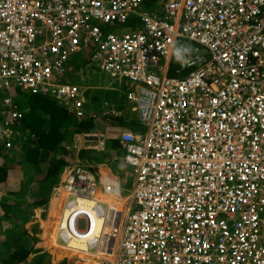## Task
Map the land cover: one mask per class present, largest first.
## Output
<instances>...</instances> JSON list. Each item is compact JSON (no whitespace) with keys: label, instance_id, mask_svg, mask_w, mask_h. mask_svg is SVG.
<instances>
[{"label":"built area","instance_id":"obj_1","mask_svg":"<svg viewBox=\"0 0 264 264\" xmlns=\"http://www.w3.org/2000/svg\"><path fill=\"white\" fill-rule=\"evenodd\" d=\"M81 50L129 81L146 132L119 137L126 194L78 158L62 170L56 237L81 244L71 263L264 264V0H0L5 148L24 114L11 89L95 115L64 77Z\"/></svg>","mask_w":264,"mask_h":264},{"label":"crops","instance_id":"obj_2","mask_svg":"<svg viewBox=\"0 0 264 264\" xmlns=\"http://www.w3.org/2000/svg\"><path fill=\"white\" fill-rule=\"evenodd\" d=\"M112 80L113 83L114 82L115 83L112 84V86L110 87L111 89L117 88L120 84V85H124L125 90H119L117 96H113L111 98L105 97L101 100H96L97 96L93 92L91 93V99L88 103L89 108H87L85 105L88 113L90 114L93 113L95 114L96 117L98 116V120L101 118L102 124L100 126L104 127L103 128L104 130H100V129L93 130V133H98L99 135L96 136L93 133H91L93 135L87 136V138L84 140L83 135H80V133H77L74 129H71V124H70L66 127H63V130L65 131V135L63 137L64 138L63 144H66V146L70 145L72 147L70 148V146H67V149L65 148L66 149L65 153L67 155H70L71 158L72 156L75 157L76 155H78L79 157L80 154L84 153L82 156H84L85 158L83 159L88 161L87 164L85 165L90 167V169L95 173L96 177L100 180V182H112L118 184L120 188L123 180L122 177L125 175V172L127 171L126 169L131 168L128 164H126L125 161H123L124 155L123 156L119 155V153H121L122 151L125 152V149L122 146H120L119 143L120 134L123 131H130L135 134L143 135L146 132V127L140 122L137 112L133 109L132 103L126 99V94L128 91L131 90L132 85L129 83V81L125 79H122L120 81L116 79H112ZM103 87L104 86L92 85L91 89L102 91ZM117 103L119 104L118 109H116ZM22 111L26 113V111L28 110H22ZM125 123H130V124L127 126L126 129L122 130L121 127L123 125H127ZM19 131H21V129H19ZM27 131L28 130L25 129V134H24L25 136H27V133H29V131L28 132ZM100 142H102V144H100ZM73 149L76 150L73 152ZM75 161L76 158L74 161H71L70 164L75 163ZM13 164L14 162L12 161V159L10 162L8 161L5 162V168H7V175L10 173L11 170L16 169L13 166ZM16 165L18 164L16 163ZM132 174H133V169L131 172V177H132L131 186L133 183ZM60 179H61V173L58 182L54 183L53 187L56 188L58 187L57 185L60 184L59 182ZM14 182L15 180L13 181V183ZM2 183L3 182L0 183V205L3 204V202L5 204L10 203L8 205L16 204L15 199H13V197H15L16 194L15 187L14 186L9 187L10 192L8 195L11 196L9 197L7 195L8 191L5 192L3 191L4 188L2 187ZM128 192H124V193L126 194ZM60 194L61 192H59L55 188H52L49 193L48 201L44 205V207L38 208L37 210L35 209L34 214L28 216V218L26 219L27 221L26 220L23 221L25 222V227L22 229V231L21 230L15 231L14 233L15 237H18V235L22 234L20 237H18L19 241L21 242V245L19 246L17 245V247L19 248L16 250L21 251L25 255V258L19 260L16 264H43L44 262L50 263L51 261L54 260H55L54 261L55 264H60L61 262H65V264H72L71 262L75 260L73 259V256L71 254H68L67 256L71 257L73 260H69V257H67L66 255H64L61 259L60 257H57V255H54L55 252H58V250L56 249L60 245L59 244L60 240L58 237H56L54 241L55 246L54 248H51L49 242L50 236L48 237L47 234L45 235V233L48 232L49 235H51L52 237L56 233V231L53 229V228L57 229V225L55 221L53 222V226L51 227H48V224H50V222L52 221V218L50 217V215L52 214L51 212L52 210L50 211V209L53 205H55V202L57 201ZM110 197L112 201H116L118 195L111 194ZM59 207L58 205L57 206L55 205V209L57 208V210H61V208ZM60 212L56 215V218L58 217L57 219H59L60 217L59 215ZM121 213L122 212L119 210L118 214ZM2 219H5V217H2L0 219V257H2V259L0 258L1 260H3V257L5 259V257L8 254L13 253V251L9 250L11 247L7 248V244L4 243L5 239L2 236V234H4L5 236L4 230L11 229L12 227L10 226V223L8 221H4ZM121 221L122 220H118V222ZM46 227L48 228L46 229ZM49 228H51V233L50 231H48ZM39 234H41L42 238L44 236L48 237V241L47 239L42 241ZM60 246L64 247L62 245ZM80 247L81 244L77 243V247H76L78 248L77 250H79ZM51 250L54 251V253ZM46 252L50 254L49 258L42 257V255ZM0 264H2V261H0Z\"/></svg>","mask_w":264,"mask_h":264},{"label":"trees","instance_id":"obj_3","mask_svg":"<svg viewBox=\"0 0 264 264\" xmlns=\"http://www.w3.org/2000/svg\"><path fill=\"white\" fill-rule=\"evenodd\" d=\"M148 1L151 3L156 0ZM70 62V66L67 68L66 72L67 75L71 74V70L76 67L82 68L86 66L85 61L73 59L72 56L70 58ZM175 64L176 62L173 61L171 63V68H173ZM76 77L72 78V80ZM31 95L32 97L30 99L32 103H35L34 110L36 111H26V113L23 114V117L20 120L21 131L27 128L30 134L26 136V140L22 139L23 134L17 135L15 138V142L19 144L20 149L23 152L21 154L22 161H17V163L20 162L19 165H21V168L23 167V173L26 174V177H28V175L31 173V167L36 168L34 171H36L37 174V186L34 189L32 187L33 191L30 193V196L37 197V200L33 202V205L37 206L45 205L47 203L50 190L53 188L54 183L58 182L60 173L62 172L64 167L66 165H69L71 161H74L75 157H78V155H76L75 157L72 156V158H68V155L65 153L66 144L64 148L62 147L64 141L63 137L65 135L63 127H66L71 124V129H74L77 133H80L82 130H90L94 128V126H92L93 123L89 118L86 120L78 121L75 119V117L68 115L66 109H64L63 106L58 105L48 95ZM34 96L39 97L35 98ZM41 96L50 97L51 101L42 100ZM118 108L119 104L117 103L116 109ZM16 150L17 147L14 149L4 148L3 141H0V156H3L4 158L3 162L0 164V183L6 181L8 177L7 168H5V162L8 160L9 162L11 161L10 158L12 156V153H16ZM83 154H80L82 159L85 158L84 156H82ZM15 203L20 206L19 209H21V211L24 210V213L26 212V207L29 206L28 202L25 199H16ZM11 208V205L5 204L3 202V204L0 205V209H4L6 213L0 216V219L2 217H5V219L9 220L10 223L12 222L13 224H18L15 221V217L12 218V216L7 214V212H9ZM17 211V213L16 211L14 212L16 214H19L20 211ZM24 218L25 219L21 220V223L25 221L28 217ZM4 231V243H6L7 246L10 245L16 248L13 253L8 254L5 259L3 257V260L0 259V261H2V264H16L19 260L24 259L25 255L21 251L16 250L19 248L16 245L19 239L14 236L15 228L6 229ZM61 258L62 257H60V259ZM43 264H45V262ZM60 264H65V262H61Z\"/></svg>","mask_w":264,"mask_h":264},{"label":"rangeland","instance_id":"obj_4","mask_svg":"<svg viewBox=\"0 0 264 264\" xmlns=\"http://www.w3.org/2000/svg\"><path fill=\"white\" fill-rule=\"evenodd\" d=\"M109 28V26H108ZM108 31H110V29H106ZM123 30V29H121ZM183 45L187 48L191 47V43L187 40H184L183 42ZM199 53H203V48L201 46H199ZM74 59L76 60H79V61H85L87 63L86 66L82 67V68H74L71 70V74L67 75V79L70 80L72 82H75L76 84L78 85H81L82 87L86 88V92H85V99H86V107L89 108V101L91 99V93L94 92V94L97 96L96 97V100H101L105 97L107 98H111L113 96H117L119 93V90H125V87L124 85H120L119 83V86L115 89H111L110 87L112 86L113 83V80L112 78H110L105 72H103L100 68H99V64L97 63H92L91 61V58H90V53L86 50H81L80 52L78 53H75L73 54L72 56ZM73 73V74H72ZM155 73H158V70L155 71ZM78 76V77H76ZM76 77L75 79L72 80V78ZM92 85H98V86H104L102 88V91H98V90H93L91 89V86ZM106 85V86H105ZM89 86V87H87ZM118 90V91H117ZM5 93H0V98H2L4 96ZM116 94V95H115ZM9 95L12 96V98L14 100H16L18 103V105L20 106V108L22 110H32V111H36L33 109V107L35 106V103H32L31 102V97L32 95L30 94V92L28 91H22L20 89H17V90H14V89H11L9 90ZM40 96V95H39ZM39 96H34L35 98H38ZM42 100H50L51 101V98L50 97H44V96H41ZM97 114V113H96ZM98 115V114H97ZM92 121V126H94V128H92L93 130H96V129H100V130H104L103 128L104 127H101L100 125L102 124L101 123V118L98 120V116L94 117L91 119ZM127 125H123L121 127L122 130L126 129L127 126L130 124V123H125ZM45 126H46V123H45ZM96 127V128H95ZM25 128V127H24ZM27 129V128H25ZM25 129L22 131V133L20 134H23V137L22 139L26 140L27 137L24 135L25 134ZM64 131V130H63ZM19 134V135H20ZM30 133H27V135H29ZM80 136V135H79ZM65 144H63V148H64ZM67 146H70V145H67ZM67 146L66 149H67ZM17 147V150H16V153H12V156L11 158L13 159V166L16 168L14 170H11L10 173L8 174V177L6 179V181H4L2 183V187L4 188V192L5 191H8L7 195L9 194L10 192V189L9 187H12L14 186L15 187V191H16V194H15V197H13V199H18V200H22V199H25L29 206L26 207V212L24 213V210L21 211V209H19V205L18 204H13L11 205L12 208L9 212H7L8 215L12 216V218L15 217V221L16 223L18 224H13L12 222L10 223L9 220L7 219H2L4 221H8L10 223V226L12 228H15V231L16 230H21L25 227V222H22L21 223V220L22 219H25L24 217H28L30 216L31 214L33 215L34 214V211L35 209L37 210L38 208H43L44 205H37V206H34L33 205V202L37 200V197H32L30 196L31 192L33 191V189L37 186V174H36V171H34L36 168L35 167H31L32 171L35 172H32L28 175V177H26V174H24V170H23V167L21 168V165H19V163L21 162L22 160V156L21 154L23 153L22 150L20 149V146L18 143L15 142V138H14V146L11 148V149H14ZM70 148H72L70 146ZM76 149H73V152L75 151ZM72 154V153H71ZM76 154V153H74ZM73 154V155H74ZM125 154L124 151H122L121 153H119L120 156H123ZM10 158V160H11ZM68 158H71L70 155H68ZM76 158V157H75ZM78 159L80 158L81 162H83V164H87L88 161L82 159L81 156L77 157ZM3 156H0V164L3 162ZM123 160V159H122ZM17 161H20L19 163H17ZM124 161V160H123ZM9 162V160H8ZM16 163L18 165H16ZM23 164V163H21ZM19 168V169H18ZM23 170V171H22ZM127 171L125 172V175L122 177V183H121V191L124 193V192H128L130 187H131V181H132V177H131V172H132V169L131 168H127L126 169ZM15 180V182L13 183V181ZM33 187V189H32ZM32 189V190H31ZM26 191V193H25ZM63 193L64 191L62 190L61 194L59 195L58 199H57V204L55 202V205H59V202L61 200V198H63ZM9 197H11L10 195H8ZM7 204H10V203H7ZM55 205H53L50 209V211L52 212V214L50 215V217L52 218V221L50 222V224H48V227H51L53 226V222H54V213H56L57 211V208L55 209ZM19 210L20 213L19 214H16ZM54 210V211H53ZM16 211V213L14 212ZM6 212L4 211V209H0V215H4ZM11 218V219H12ZM27 221V220H26ZM46 227V229L48 228ZM85 227V224L83 223V221H80L78 223V228L79 229H82ZM50 229V230H49ZM48 231H50L51 233V228H49ZM54 229V228H53ZM48 235V237L50 236V241L54 242V236L51 237V235H49L48 232L45 233V235ZM22 234L18 235V237H20ZM2 236L4 237V234H2ZM40 238L43 240H46L48 241V237H43L41 236V234H39ZM17 237V238H18ZM19 239V238H18ZM50 242V245H51V248H54V244L55 243H52ZM16 245H21V242L18 241L16 243ZM42 245V243H41ZM7 247H11L9 250L10 251H15V248L14 246H7ZM59 249H56V250H62L63 251V255H68V254H71L73 256V259H76L77 255L80 254V250H77V248H70V249H67L65 247H61L59 245ZM72 247H74V245H72ZM52 251V250H51ZM54 253V251H52ZM56 253V252H55ZM50 254H48L47 252L44 253L42 255V257L44 258H49ZM58 257V256H57ZM69 257V256H67ZM2 259V257H0ZM71 257H69V260H73ZM55 261V260H54ZM54 261H51L50 264H55ZM47 262H45L46 264Z\"/></svg>","mask_w":264,"mask_h":264},{"label":"bare ground","instance_id":"obj_5","mask_svg":"<svg viewBox=\"0 0 264 264\" xmlns=\"http://www.w3.org/2000/svg\"><path fill=\"white\" fill-rule=\"evenodd\" d=\"M63 198H61V200H60V202H59V205H58V207L59 208H61L62 207V204H63V202H64V197H65V192L63 193V196H62ZM60 212V210H57L56 211V213H54V221H55V223H56V225L58 226L59 225V219H57L56 218V215L58 214ZM60 215V214H59ZM50 221H51V219H50ZM100 223V221H99V219H93V221H92V223H90V229H98V228H101L102 226L99 224ZM67 227V226H66ZM68 229H69V226L67 227ZM54 230L56 231V228H54ZM69 231H71V229L69 230ZM71 233V232H70ZM91 235H92V233H91ZM54 236V240L53 241H55V238H56V233L53 235ZM50 242H52V241H50ZM59 242V241H58ZM54 243V242H53ZM77 243L78 242H75L74 240H72V242H71V245H74V247H77ZM60 247H57V249H59ZM54 255H57L58 257H63L64 255H63V251L62 250H59L58 252H56V253H54ZM67 256V255H66Z\"/></svg>","mask_w":264,"mask_h":264},{"label":"clouds","instance_id":"obj_6","mask_svg":"<svg viewBox=\"0 0 264 264\" xmlns=\"http://www.w3.org/2000/svg\"><path fill=\"white\" fill-rule=\"evenodd\" d=\"M73 56V55H72ZM71 63V62H70ZM70 63L67 65V68L70 66ZM86 65H87V63H86ZM66 72H67V69H66ZM67 73H65L64 74V77H65V79L67 80V81H69V82H72L71 81V79L70 80H68L67 79V75H66ZM113 79V78H112ZM72 83H75V82H72ZM76 84V83H75ZM78 85V84H77ZM83 90H84V94H85V92H86V88H84V87H82L81 85H79ZM6 94V93H5ZM31 94V93H30ZM43 95V94H42ZM52 98V97H51ZM53 99V98H52ZM85 99V98H84ZM54 100V99H53ZM55 101V100H54ZM16 103H18L17 101H15ZM56 102V101H55ZM57 103V102H56ZM85 103H86V99H85V102H84V107H85ZM58 105H61V106H63L64 107V109H66V107L64 106V105H62V104H59V103H57ZM133 105V104H132ZM86 108V107H85ZM86 111H87V108H86ZM66 112L68 113V111H67V109H66ZM87 113H88V111H87ZM69 114V113H68ZM89 114V113H88ZM71 115V114H70ZM90 115V114H89ZM73 116V115H72ZM73 117H75V116H73ZM95 117V115L94 116H88V118L89 119H92V118H94ZM88 118H86V119H88ZM75 119H77L76 117H75ZM85 119V120H86ZM78 120V119H77ZM78 121H80V120H78ZM83 132H87V133H93V129H90V130H82L81 132H80V135H82V133ZM16 138V137H15ZM5 148V147H4ZM7 149V148H6ZM10 149V148H9ZM77 158V157H76Z\"/></svg>","mask_w":264,"mask_h":264}]
</instances>
